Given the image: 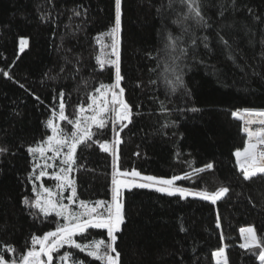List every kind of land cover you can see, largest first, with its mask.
Returning a JSON list of instances; mask_svg holds the SVG:
<instances>
[{"label": "trees", "instance_id": "1", "mask_svg": "<svg viewBox=\"0 0 264 264\" xmlns=\"http://www.w3.org/2000/svg\"><path fill=\"white\" fill-rule=\"evenodd\" d=\"M201 10L208 28L177 23L186 12L180 0H121L119 66L131 123L120 132L116 158L99 147L114 145L111 123L94 130L96 143L78 147L70 178L78 200L93 204L111 200L114 159L117 172L180 176L176 185L189 195L224 186L229 192L216 204L143 188L123 192L126 222L116 234L120 264H216L212 254L220 248L221 264H260L253 254L258 249L240 247L239 232L252 227L264 237V174L245 181L236 167L234 153L243 150L245 138L231 115L264 111V0H201ZM115 23L116 0H0V148L6 149L0 153V253L5 264L32 247L33 235L56 228L55 215L45 217L23 203L35 200L33 187L39 186L29 181L34 157L27 149L51 134L46 122L59 111L61 92L66 115L75 118L99 83L114 82L115 68L101 69L96 57L113 58L107 36ZM184 28L189 33L180 46L189 54L176 61L183 87L172 92L165 77H174L165 69L180 53L165 43ZM194 37H207L209 45L196 39L195 56ZM21 40L27 41L23 50ZM61 124L71 131L66 121ZM48 181L42 179L43 186L52 184ZM74 239L107 242L108 237L106 230L89 229ZM8 246L15 253L6 251ZM65 251L84 264H100L68 247L53 254L54 264Z\"/></svg>", "mask_w": 264, "mask_h": 264}, {"label": "snow or ice", "instance_id": "2", "mask_svg": "<svg viewBox=\"0 0 264 264\" xmlns=\"http://www.w3.org/2000/svg\"><path fill=\"white\" fill-rule=\"evenodd\" d=\"M184 5L186 12L182 17L178 16L177 23L184 24L187 21H194L200 28L210 27L208 20L205 18L201 10V0H180ZM120 4L121 0H116V23L115 28L111 32L112 51L111 59L109 56L96 57L97 63L101 69L106 65L115 68L114 83H99L95 87L94 92L87 97V106L79 107L75 112V118L66 115V104L64 102V93L61 92L59 103V111L53 112L52 117L46 122V127L50 130V135L40 144L35 147H28L27 151L34 157L33 174L38 171V174L29 175V181L33 179L39 181L42 177L48 175L46 169L54 168L56 165L48 161L59 159L58 171L52 173V178L57 182L55 185L56 191L40 185L37 188L33 187L35 200L30 201L25 198L23 203L31 209H38L40 214L45 217L55 215L56 228L54 231H47L42 236L33 235L31 238L32 247L21 255L19 260L13 259L8 264H54V253H59L62 248L67 246L69 249H77L85 253L88 257L99 261L100 264H120V253L117 251V233L122 231V225L126 222V215L122 200V190L124 188H153L155 191L164 193L168 196H179L184 199L189 195V191L183 187L176 186V181L182 177L175 176L171 179H162L154 176H141L139 172H116L113 178V190L111 202L105 204L103 201H96L94 204L84 200H78L75 181L70 178V173L74 171V166L77 164V149L81 145H87L88 142L96 143L93 139L109 123L112 125L116 139L114 144L121 143L120 132L128 127L131 123L132 109L124 99V88L121 87L122 75L119 66V41L117 34L120 30ZM189 33V28H184V32L179 36L169 34L166 39L165 48L173 51H178L179 56L173 58V67L166 68L165 72H170L174 79L165 77V82L171 88L172 92L176 91L177 87H183V69L177 60L189 54L186 48L181 47L183 35ZM196 39L203 42L204 47L208 48L207 37H194L193 50L191 55L195 56V48L199 45L195 43ZM223 40V37H221ZM27 44L26 40H21V50ZM226 47H228L225 42ZM8 76V73H4ZM161 108L164 109V104L161 102ZM192 111L197 109L193 108ZM234 117L240 118L239 113H233ZM244 115L247 119L244 120L243 131L247 134V140L243 150H238L234 153L236 157L237 167L240 170L243 179L249 181L257 174H264V127H259L253 130L251 125L264 126V111L245 110ZM57 121H66L71 126V131ZM119 126V130H117ZM99 147L104 152H109L110 148L107 143H100ZM6 151L0 148V153ZM52 153L47 156L46 153ZM40 160L44 163L41 164ZM213 165L208 164L207 168L211 169ZM195 171H203L196 169ZM127 178L129 176L138 178L137 180L128 181L126 179H117L116 177ZM184 179L188 178L183 177ZM70 193L65 197L64 193ZM229 192V188L220 187L214 193L199 192L192 195L199 196L200 199L207 200L212 204H216L218 200L224 197ZM67 201L65 203L64 201ZM78 201V203H77ZM75 205V209L73 208ZM101 208L103 210H101ZM217 227H220L219 222ZM89 229L106 230L108 240L105 242L102 239H94L90 242L80 243L74 237L87 233ZM244 238V243L241 248L258 249L254 252L257 255L260 264H264V237H257L256 231L252 227L241 229ZM37 245L39 248L37 249ZM6 251L15 253V249L11 246L6 248ZM213 257L218 258L216 264H221V259L224 256V248L213 252ZM56 260L58 264H84L82 260L76 259L69 251L63 252ZM0 264H5L2 253H0ZM225 264L227 262L225 261Z\"/></svg>", "mask_w": 264, "mask_h": 264}, {"label": "rangeland", "instance_id": "3", "mask_svg": "<svg viewBox=\"0 0 264 264\" xmlns=\"http://www.w3.org/2000/svg\"><path fill=\"white\" fill-rule=\"evenodd\" d=\"M110 34H111V32H110L109 35L107 36L108 38H109V36H111ZM112 59H115V57L113 56ZM114 79H115V72H114ZM113 83H114V82H113ZM86 106H87V105H86ZM86 106H83V107H86ZM57 122H58V123H61L60 121H57ZM115 146H116V144H114L113 146L109 145L110 151L108 152V153H109L111 156H113L114 158H116V154H115ZM46 155H47V156H51L52 153L49 152V153H46ZM48 162H49V163H53L54 165H56V167L46 169L48 175L42 177V178H41L39 181H37V182L39 183V186H40V185H43L42 179H49L48 183L51 182L52 184L47 185V186H44V187H47V188L51 189L53 192H55V191H56L55 185H56L57 182L52 178V173H53L54 171H58V168H59V166H60V165H59V159H57V160H55V161H48ZM40 163L43 164L44 161H43V160H40ZM113 163H114V172H113V174H112V177H114V173L117 172V171H115V159L113 160ZM37 171H38V170H37ZM116 178H117V179H126V180H128V181H132V180H137V181H138V178H133V177H131V176H129V177H127V178H123V177H119V176H117ZM39 186H38V188H39ZM50 186H52V187H50ZM176 186H177V185H176ZM131 189H133V188H131ZM131 189L124 188V189L122 190V193L125 192V191H129V190H131ZM143 189H148V190L155 191L153 188H143ZM112 190H113V188H112ZM69 193H70V190H69V191H66V192L64 193L65 197H67V196L69 195ZM67 194H68V195H67ZM162 194H164V193H162ZM185 198H199V196H195V195L190 194V195H187ZM111 200H112V197H111ZM111 200H110V202H111ZM64 202L67 203L66 200H65ZM77 203H78V201H77ZM108 203H109V202H108ZM73 208L75 209V205H73ZM101 209H102V208H101ZM53 215H54V214H53ZM239 234H240L241 242L244 243V239H242V237H241V232H239ZM65 247H67V246H65ZM38 248H39V245H38ZM217 259H218V258H217ZM220 259H221V258H220ZM221 262H223L222 259H221Z\"/></svg>", "mask_w": 264, "mask_h": 264}, {"label": "built area", "instance_id": "4", "mask_svg": "<svg viewBox=\"0 0 264 264\" xmlns=\"http://www.w3.org/2000/svg\"><path fill=\"white\" fill-rule=\"evenodd\" d=\"M240 114V129H241V133L242 135L245 137V141L247 140V134L243 131V127H244V120L247 119V117L244 115L245 112H236ZM233 114V113H232ZM253 130L259 128V127H264V126H260V125H251L250 126ZM261 148H264V146H259Z\"/></svg>", "mask_w": 264, "mask_h": 264}, {"label": "water", "instance_id": "5", "mask_svg": "<svg viewBox=\"0 0 264 264\" xmlns=\"http://www.w3.org/2000/svg\"><path fill=\"white\" fill-rule=\"evenodd\" d=\"M232 119L234 120V121H236V122H239L240 121V118H237V117H232ZM259 263H260V261H259Z\"/></svg>", "mask_w": 264, "mask_h": 264}, {"label": "bare ground", "instance_id": "6", "mask_svg": "<svg viewBox=\"0 0 264 264\" xmlns=\"http://www.w3.org/2000/svg\"><path fill=\"white\" fill-rule=\"evenodd\" d=\"M241 237H242V239H244L242 233H241Z\"/></svg>", "mask_w": 264, "mask_h": 264}]
</instances>
